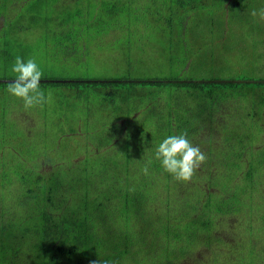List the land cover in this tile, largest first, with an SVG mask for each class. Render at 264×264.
Listing matches in <instances>:
<instances>
[{
  "label": "trees",
  "instance_id": "trees-1",
  "mask_svg": "<svg viewBox=\"0 0 264 264\" xmlns=\"http://www.w3.org/2000/svg\"><path fill=\"white\" fill-rule=\"evenodd\" d=\"M45 1L0 0V39L11 32L24 39L20 53L0 57V70H10L16 56H20L25 62L34 58L44 71L42 61L35 54L38 45H31L21 36L40 26L42 19L45 23L42 28L52 33L54 40L40 41L39 45L50 46V53L59 62L68 58L71 69L88 66L87 60L72 56L84 45L83 37L121 36L118 31L135 29L117 22L115 0H100L101 7L99 0H88L85 6L77 3L73 13L64 10L60 19L39 13L42 7L53 8L54 0ZM215 1L218 8L226 10L228 20L247 8V0ZM181 2L186 15L178 24L184 30L185 22L193 17L199 4L206 5L202 0ZM52 24H55L53 29ZM71 27L75 28L74 33ZM129 44L124 45L126 52ZM3 52L4 49L0 50ZM173 62L174 58L168 63ZM181 63L186 70L188 61ZM3 79L0 80V140L13 143V139L20 138L19 127L24 131L22 145H27L28 154L14 155L6 163L0 161V264H86L83 261L108 264L118 263L122 256L128 259L131 251L133 256H140L137 264H153L158 261L155 259L158 254L164 257L163 264H183L193 258L198 245L212 246L214 241L222 243L224 251L215 253L211 264L215 263V256L222 257L225 264H259L256 245L262 244L264 249V177L261 175L264 122L257 108L264 106V81H175L163 77L130 81L112 77L98 82L83 78L58 81L43 78L40 88L46 96L50 88L60 85L69 87L75 95L58 91L50 103L36 106L33 114H22L20 117L26 118L17 125L5 114L13 97L7 92V84L13 79ZM97 97L112 120L126 123L119 122L124 137L118 140L115 149H107L110 154L105 155L99 149L92 155L87 151L82 153L83 150L71 156V149L68 152L55 142L56 145L47 142L52 133L46 127L53 115L46 105L52 111H58L62 104L74 105L78 111L75 110L73 118L63 117L59 124L69 132L82 131L81 126L85 129L91 122V106ZM114 97L122 102L115 104ZM13 100L21 101L15 97ZM143 102L149 105L150 112L143 113L148 118L127 119L131 116H126L128 112L134 113L133 106ZM30 122L43 124L44 128ZM102 125L96 121L100 132ZM110 127L105 136L99 133L98 148L112 140ZM184 131L193 145L199 133L209 137V148L203 151L208 157L202 175L208 186L218 191L209 193L201 214H198L199 199H189L187 192L195 175L188 182L177 181L154 160L159 142ZM38 133L44 142L40 143L42 152L34 154V144L30 143ZM69 140H79L75 143L87 146L86 141L77 137ZM79 155L84 156L76 161ZM145 165L147 175L142 172ZM239 178L243 180L236 184L239 189L232 191L233 180ZM161 196L165 198L159 202ZM150 202L162 203L163 214L158 213L152 219L146 209ZM229 217L241 222L238 226L233 224L231 231H241L246 239L234 234L228 240L215 237L216 225L222 226L221 219ZM243 244L250 247V255L240 249Z\"/></svg>",
  "mask_w": 264,
  "mask_h": 264
},
{
  "label": "rangeland",
  "instance_id": "rangeland-1",
  "mask_svg": "<svg viewBox=\"0 0 264 264\" xmlns=\"http://www.w3.org/2000/svg\"><path fill=\"white\" fill-rule=\"evenodd\" d=\"M87 1L54 0L53 8L46 9L42 7L39 13L42 16L53 15L60 19L64 14V10L73 13L77 3L85 6L87 5ZM91 1L94 2L97 0ZM47 2H51V0H46L44 3ZM202 2L205 3L206 7H203L200 3L198 10L192 13L193 17L185 22V29L183 30L178 24V20L186 15L181 0H115L113 4L117 6V10L115 11L117 22H124L126 25L132 26L135 29L118 31L121 36L110 35L104 37V34L83 37L82 42L84 45H81V49L79 48L72 56H75L79 60H87L88 66L77 65V69H71L68 58H65V61L59 62L54 54L50 53V46L39 45L40 41L54 40L53 34L42 28L45 26L43 19L41 20L40 26L31 30L30 33H22L21 36L22 38H26L31 45H38L35 54L39 56L44 65L41 80L43 78L57 80L83 78L99 82V80L104 81L112 77L120 80L126 78L130 81L141 79L155 80L160 77L169 80L173 78L172 80L175 81L264 80V20H261L259 16L253 17L251 15L252 11L259 12L260 9L264 8V0H247L245 2L247 8L244 9L242 14L231 16V20L226 18L227 14L224 8L217 7L215 0H202ZM97 3L101 7L100 0ZM63 4H65L66 8H64ZM48 24L50 23L48 22ZM54 26L55 24H52L50 28L53 29ZM71 29L72 33H74L75 28L71 27ZM116 29H118V26H116ZM130 41L132 45L128 43ZM23 43L24 39H20L18 33L11 32L7 37L0 39V50H5V52L0 53V57L12 55L11 52L16 54L20 53V48ZM125 44L130 45L128 52L125 50ZM55 53L60 54L57 50H55ZM172 58H174V62L169 65L168 62ZM182 60L188 61L186 70L183 69L184 65L181 63ZM52 63L55 64L54 67H52ZM176 77L179 78L177 79ZM3 78H7L5 80L14 79V75L10 70H0V80ZM121 90L119 89L118 91ZM58 91H67L71 97L75 95V92H72L69 87L61 85L55 88L52 87L47 92H51L52 96H56L59 93ZM96 95L98 96L99 93ZM100 95L104 99V106L108 108L109 104L103 96V93L100 92ZM114 102L118 104L122 101L118 97H114ZM46 106L53 115V118L48 122L46 127L48 133H52V137L47 142L51 144L56 143L58 144L57 146H61V148H64L68 152L71 149L73 151L71 156L83 150L82 153L87 151L92 155L93 153H97L99 149L105 151V155L110 154V151L107 149H115L118 140L124 137L122 131L118 128L119 122H124H118L117 119L112 120V117L106 113L107 109L101 108L98 97L94 102V106L90 105L92 107V111L90 112L91 122H88L89 126L87 128L84 127L85 129L81 126L82 131L77 129L69 132L68 129H63L61 124H59L60 119L63 117L73 118L75 112L78 111L74 105L65 106L62 104L59 106L58 111H52L50 106ZM133 107L134 113L128 112L126 116H131L126 117L127 119L132 121L135 119L134 116L142 119L148 118V115H143L144 112H150L148 103L143 102L142 105H134ZM34 109L35 107L26 110L23 107L22 101L16 103L12 97L10 105H8V112L5 114L7 118L13 122L15 120L16 124L20 125V120L26 118L25 116L22 118L20 116L26 113H30L31 115L34 113ZM257 110L260 113V118L264 122V106H259ZM96 121L104 124L100 127L101 132L96 126ZM30 124L44 128L43 124L36 125V123L32 124L31 122ZM110 126H112V129L109 135L112 137V140L108 141V144L100 145L101 147L98 148L99 133L105 136L108 129L111 128ZM18 129L20 138L13 139V143H5L0 140V161L4 163L8 162L14 155L28 154L26 152L28 150L27 145H22L24 138L21 137V133L24 131L19 127ZM207 131L208 129H206ZM74 137L86 141L87 146L75 143V141L79 140H69ZM208 139V135L202 132L192 140L194 146H199L204 151L209 148ZM204 140H206V143H204ZM41 142H44L41 134L38 133L32 137L30 144H34V154H40L42 152ZM18 143L21 145L18 146ZM83 156L79 155L76 161L82 159ZM206 157L208 156L206 155ZM48 167L50 165L46 168ZM205 171V166L202 164L194 176L195 180H191L192 187L187 190L189 199H199L197 205L199 208L198 214L202 213L209 193L211 191H218V189H212L208 186L207 181L203 179L202 174ZM261 175L264 177L263 172ZM196 180L198 183L197 186H195ZM242 181L240 178L233 180L231 184L232 191L235 189L238 190L239 188L236 184H240ZM262 184L264 185V182ZM16 191L18 193V187ZM164 198L163 196L158 197V201L160 202ZM159 202H150L146 206L147 211L149 210L148 214L152 219L158 217V213L163 214L164 205L162 203L160 205ZM221 220H223L221 222L222 226L216 225L213 231L215 237L221 236L225 240H228L234 234L239 239L247 238L241 231H231L233 224H236V226L241 224L235 217ZM240 228H243V225ZM240 249L243 252L247 250V253L249 255L251 254V249L248 244L241 245ZM223 251L224 247L219 241H214V245L212 246L201 244L198 245L197 250L193 253V258L183 261V264H211L215 253ZM133 254L131 251L127 257L128 259L125 260L124 256H122L118 263L108 264H137L140 256L137 254L133 256ZM255 255L256 262L264 264V249L262 244L256 245ZM155 259L158 261H153V264L164 263V257L160 254ZM221 259L222 257L218 258L215 256L214 264H225ZM83 262L93 264L95 261Z\"/></svg>",
  "mask_w": 264,
  "mask_h": 264
},
{
  "label": "clouds",
  "instance_id": "clouds-1",
  "mask_svg": "<svg viewBox=\"0 0 264 264\" xmlns=\"http://www.w3.org/2000/svg\"><path fill=\"white\" fill-rule=\"evenodd\" d=\"M251 15L264 20V8L259 12L252 11ZM10 71L14 79L7 84V92L21 100L26 110L52 101V93L48 92L46 96L40 88L43 72L34 58L25 62L20 56H16ZM206 159V154L200 147L194 146L187 138L186 131L167 136L158 143L154 151V160L159 162L163 171L181 182L190 181ZM142 172L148 174L147 165L142 168Z\"/></svg>",
  "mask_w": 264,
  "mask_h": 264
},
{
  "label": "water",
  "instance_id": "water-1",
  "mask_svg": "<svg viewBox=\"0 0 264 264\" xmlns=\"http://www.w3.org/2000/svg\"><path fill=\"white\" fill-rule=\"evenodd\" d=\"M4 80V79H2ZM51 81H58L57 79H48ZM217 81H221V80H217ZM227 81H238V82H255L256 80H247V79H234V80H227ZM264 81V80H262Z\"/></svg>",
  "mask_w": 264,
  "mask_h": 264
}]
</instances>
